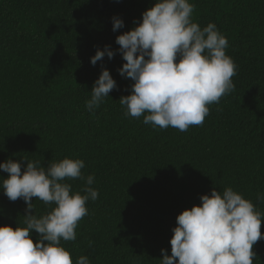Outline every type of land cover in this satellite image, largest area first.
Wrapping results in <instances>:
<instances>
[{
    "label": "trees",
    "instance_id": "trees-1",
    "mask_svg": "<svg viewBox=\"0 0 264 264\" xmlns=\"http://www.w3.org/2000/svg\"><path fill=\"white\" fill-rule=\"evenodd\" d=\"M189 2L193 22L213 23L227 38L237 74L235 90L208 105L203 124L181 132L125 116L119 103L134 82L117 71L126 61L116 37L134 29L155 0H0V163L80 159L82 175L95 177L98 198L87 202L76 240H61L73 264L81 256L90 264H160L161 249L171 256L177 216L213 189L231 187L264 214L257 199L264 194V0ZM113 17L124 22L115 32ZM106 45L116 54L93 66ZM102 69L117 88L89 111ZM6 178L0 170V185ZM65 182L85 194V180ZM32 203L37 216L55 207ZM26 208L0 188V227H24ZM253 251V264H264V239Z\"/></svg>",
    "mask_w": 264,
    "mask_h": 264
},
{
    "label": "clouds",
    "instance_id": "clouds-1",
    "mask_svg": "<svg viewBox=\"0 0 264 264\" xmlns=\"http://www.w3.org/2000/svg\"><path fill=\"white\" fill-rule=\"evenodd\" d=\"M194 5L189 0H155L142 14L137 26L116 37V50L126 61L117 71L130 79L131 94L121 97L125 116L144 117L154 128L173 127L186 132L201 126L209 115L208 105L235 90L232 78L237 66L226 55L227 38L209 23L201 28L193 22ZM113 32L124 27L113 17ZM116 52L110 46L97 49L90 63L95 66L105 55L111 60ZM117 88L109 70L102 69L94 82L86 108H98ZM11 159L0 163L8 174L2 191L10 201L22 198L26 203L24 227H0V264H73L63 241L76 240L79 222L89 214L87 202L96 201L98 191L91 187L95 177L82 175L80 159L64 158L43 167L40 161ZM23 168V171H22ZM85 180V193H73L65 181ZM32 198L55 205L47 214L37 216ZM264 202V194H257ZM201 204L184 210L176 218L170 240L171 256L161 249L160 264H253V246L264 239L261 223L264 214L231 187L215 189L200 197ZM39 234L34 243L32 233ZM94 245L89 242V247ZM75 264H90L87 256Z\"/></svg>",
    "mask_w": 264,
    "mask_h": 264
}]
</instances>
